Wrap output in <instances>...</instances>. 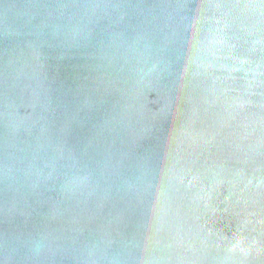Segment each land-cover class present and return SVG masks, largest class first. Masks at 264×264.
<instances>
[{
  "label": "water",
  "instance_id": "water-1",
  "mask_svg": "<svg viewBox=\"0 0 264 264\" xmlns=\"http://www.w3.org/2000/svg\"><path fill=\"white\" fill-rule=\"evenodd\" d=\"M0 264H264V0H0Z\"/></svg>",
  "mask_w": 264,
  "mask_h": 264
}]
</instances>
